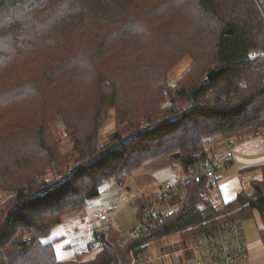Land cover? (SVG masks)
<instances>
[{
    "label": "trees",
    "instance_id": "obj_1",
    "mask_svg": "<svg viewBox=\"0 0 264 264\" xmlns=\"http://www.w3.org/2000/svg\"><path fill=\"white\" fill-rule=\"evenodd\" d=\"M47 1L0 0V73L25 63L0 85V264L128 263L132 249L165 235L180 231L183 240L196 241L202 223L219 215L234 213L242 221L257 210L264 222L263 162L252 190L220 207L204 196L205 178H196L186 184L184 198L169 202L179 204L176 213L150 233L124 245L111 227L95 257L76 252L58 258L56 241L46 238L64 214L98 196L109 178L122 182L125 172L163 152L171 151L183 167L193 165L208 154L205 138L244 140L264 126V0H164L145 14L131 11L126 0ZM87 12L96 40L80 44ZM32 21L35 33L24 40ZM62 25L61 40L42 37ZM141 35L146 41L137 46ZM191 44L192 65L171 82L169 74ZM214 69L219 73L208 80ZM112 109L134 136L103 148L96 143L98 122ZM58 117L74 136L76 160H92L52 181L46 166L66 163L51 126ZM144 122L150 127L142 128ZM261 233L264 240V225Z\"/></svg>",
    "mask_w": 264,
    "mask_h": 264
},
{
    "label": "rangeland",
    "instance_id": "obj_2",
    "mask_svg": "<svg viewBox=\"0 0 264 264\" xmlns=\"http://www.w3.org/2000/svg\"><path fill=\"white\" fill-rule=\"evenodd\" d=\"M70 2H74L76 0H48L45 6H50L51 4H65ZM78 1V0H77ZM136 0H126V3L131 11L138 12L140 14H145L147 10H150L151 12H155L156 10H159V6L163 4L164 0H138L137 7ZM52 13V12H50ZM54 14V13H52ZM160 15V12L159 14ZM84 26L82 28V37L80 44H86L88 41L95 42L96 36H93V29L90 27L91 25V16L89 12H87L84 16ZM145 19V18H144ZM151 18H148L146 20H150ZM162 19V18H161ZM160 20V19H158ZM120 23H125V19H121L119 21ZM38 23L36 21H32L27 26V30L24 33V40H29L28 34L30 33V37L35 33L36 25ZM64 30V26L62 25L60 29H56L55 32H43L42 37L45 38L48 34H50V38H57L59 37V40H61L59 36L60 31ZM74 37L75 33H70V37ZM146 41V37L144 35L137 36L135 38V44L137 46H143V43ZM7 49H4V51L10 52L11 46L10 43L6 44ZM195 45L191 44L188 48V51L185 53L184 57L180 61V63L171 71L169 74V80L171 82H176V80L184 74L188 68L192 65V59L190 56V52H196ZM9 49V51H8ZM29 49L31 52L34 51V46L29 45ZM34 54H36L34 52ZM43 56H38V58H42ZM22 66L25 65L24 62H19ZM21 65H15L14 68H8L11 65H9L8 73L2 74L0 73V85H5L8 83L9 79L15 74L16 68H23ZM17 81L13 82L15 84ZM52 129L57 134L58 139V146H59V154L62 158L66 160V163H56L52 162L50 165L46 166L45 172L46 177L51 178L52 181H55L59 179L61 176L65 175L68 170V168L72 167L74 169L73 172H75L78 165L83 164L84 162H88L89 159L92 160L91 157L89 159H83V160H76V153L75 150L78 149L76 146V142L74 139V136L72 132L70 131L68 125L63 121L61 117H58L57 120L51 123ZM128 124L123 121L119 122L116 118V111L114 109L110 110L105 118L102 119L101 123L98 122V129H97V136H96V143L99 144V146H103V148H114L117 146H120V144H123L134 136V131L126 130L128 127ZM127 127V128H126ZM150 127L149 123H145L142 125V128ZM115 133H118V138L112 137L113 135H116ZM122 135V136H121ZM116 138V139H115ZM251 139V140H250ZM264 139L263 134H258V131L255 134H249V136L244 140H236L237 144L235 147L241 145V144H250L253 143L254 145H259V142ZM208 140H212V142L207 143ZM223 140L221 136H217L214 139H208L205 138L203 140V147H207L209 150V146H214V144H218ZM235 140V139H234ZM228 143V142H227ZM229 146V145H228ZM48 145L43 149L46 157L48 156V150H46ZM235 147L230 148L229 150L231 152V157L233 153L234 157V166L230 167L228 170V173L226 175H229L234 172H238L241 168L243 169V166L245 164L240 163L241 161H237L236 154L238 156V152L235 149ZM256 147V146H253ZM79 148H82L81 146ZM234 149L236 150L234 152ZM105 151H103L100 155L104 154ZM224 153V152H223ZM172 152H163L158 154V156L147 158L145 162L136 169H132L130 171H127L124 173L123 181H116L115 178L111 177L108 180H106L102 187L101 192L98 196H95L93 198H90L87 200L85 205L73 212H69L67 214H64L62 216V228L64 229V232L66 233L67 237L78 235L76 239H71L70 244H67L66 246H62V242H64L65 237H58L56 238V234H54L53 228L50 235L46 238V240H52L56 241L55 248L56 253L59 259L61 260H67L69 258H72L76 252H81L84 256V259L89 260L93 257H95L98 253V249H90L87 250L89 247V243L87 242V227L88 224L85 222L86 217L89 219V221H93L96 223V220L99 218V215L102 212H107L111 208H115V218L112 222H108L104 220L102 222V226L109 227L107 235L109 241V230L112 228L118 229L122 236V240L125 236L129 235L131 233L130 229L136 225L138 222L137 212H142L141 203L143 199H147L150 195L153 194L156 185L160 184L161 182H165L167 180H171L173 178L168 177L170 170H174L177 172V174H180V168L177 167L179 165L180 167H183L178 163V161H173L171 158ZM244 158H249L250 156H245L242 154H239V156ZM248 155V154H246ZM161 161V162H160ZM157 162H160L157 164ZM260 162V161H259ZM62 163V164H61ZM170 165L172 168H170ZM248 168H253V166H247ZM249 169V170H250ZM226 170V168L219 169L216 173L218 176L223 173V171ZM254 170V172H253ZM248 173H254V175L260 176L261 171L259 168L255 167L248 171ZM126 174V175H125ZM44 175V176H45ZM165 178V179H164ZM242 186L246 190H250L249 186V179L244 178L242 181ZM228 196L224 195L223 200H227ZM228 201V200H227ZM139 205V206H138ZM138 207V209H137ZM140 209V210H139ZM252 218V217H251ZM248 220V219H245ZM243 220V221H245ZM256 220L254 218L250 219V224L254 223ZM135 228V227H134ZM133 228V229H134ZM192 228V227H191ZM189 228V229H191ZM97 228L94 230L96 231ZM94 231L91 229L88 231V237L92 238L95 235ZM182 233L179 231L177 233H173L170 235H165L160 237L159 239L150 240L146 244H142L140 246H136L134 249L130 251L131 257L127 258L129 263L132 264H173L178 257H183L185 254H189V256L193 255L195 253L194 244L195 241L193 238H186L182 239ZM90 241V242H91ZM184 244H190L187 246H184ZM123 244V242H122ZM190 246V248H188ZM60 247H62V250L66 252L67 255L72 250L74 252V255L72 257L68 258H60L61 251ZM188 248V252L187 249ZM139 250L140 252L135 256V251ZM134 256V257H133ZM124 260L122 259V262L113 263V264H129V263H123Z\"/></svg>",
    "mask_w": 264,
    "mask_h": 264
},
{
    "label": "built area",
    "instance_id": "obj_3",
    "mask_svg": "<svg viewBox=\"0 0 264 264\" xmlns=\"http://www.w3.org/2000/svg\"><path fill=\"white\" fill-rule=\"evenodd\" d=\"M258 54V53H256ZM258 134L264 135V126L258 131ZM212 142L208 140L207 143ZM237 141L231 139L228 141L229 149L235 147ZM207 148V147H206ZM228 149V150H229ZM208 154L203 156L197 163L180 167V174L171 180L162 182L160 187L150 195L144 205L138 218L137 225L131 233L122 240L127 244L132 238L141 233H150L153 226L157 223H163L166 218L174 215L179 208V204L169 203L174 196L184 198L186 193V184L190 181L204 177L206 188L204 196L210 198L216 207H220L224 201L220 195V177L216 173L221 168L229 166L232 159L231 152L226 151L223 154ZM80 166V164L78 165ZM65 175L56 181L70 176L74 169L72 167L66 170ZM115 208L100 214L101 221L112 222L115 218ZM198 237L194 244L195 253L193 256L185 258L179 257L173 264H243L248 257L247 242L242 230L241 218L234 213H226L216 216L213 219L202 223ZM109 227H98L94 231L92 241L89 243L90 249L100 248L102 238L108 240ZM134 257V256H133ZM129 263V262H128ZM132 264V263H129Z\"/></svg>",
    "mask_w": 264,
    "mask_h": 264
},
{
    "label": "crops",
    "instance_id": "obj_4",
    "mask_svg": "<svg viewBox=\"0 0 264 264\" xmlns=\"http://www.w3.org/2000/svg\"><path fill=\"white\" fill-rule=\"evenodd\" d=\"M253 143H250V144L245 143V144H241V145L235 147V149L238 152V156L236 154L237 161L240 160L241 161L240 163L245 164L243 166V169L241 168L238 172H234V173H231L229 175H226L228 173L229 168L232 165L234 166V163L236 161V160L234 161V157H233V153H232V159L230 161L229 166L226 167V170H224L223 173L219 175V177H220V188H219L220 189V195H221L222 199L224 198V195L228 196V199H227L228 201L223 200L224 203L235 199L241 190H243V189L246 190L242 186V181L244 178L249 179L250 190H246V191H251L252 190L251 181L255 178L261 177V175H262V172H261L260 176L254 175V173H248V171L250 172V170L255 168V167L259 168L261 171L260 165L264 162V139L259 142V145H254ZM253 146H256V147H253ZM209 147H210L209 150L213 152L212 154H223V152H226V150L229 149L227 142H220L218 144H214V146L212 145ZM235 149H234V152L236 151ZM239 154L245 155L246 157L247 156H250V157L244 158V157H241V155L239 156ZM246 154H248V155H246ZM160 162H157V164ZM247 166H253V168L250 169ZM170 168H172L171 165H170ZM253 172H254V170H253ZM176 174H177L176 171L174 173V170H170L168 177L175 178L177 176ZM161 183L156 185L154 192L160 187ZM137 209H138V207H137ZM102 213H105V212H102ZM253 215L254 216L252 218H247L248 220L244 219L245 221H243V220L241 221L242 230H243V233L245 235V239H246L247 247H248L247 248L248 257L246 258V260L244 261L243 264H264V240H263L262 233H261V228L263 227L264 222H263V219H262L260 213L257 210L254 211ZM253 218L256 221L254 223L250 224L249 221H250V219L252 220ZM85 222L89 226V227H87L88 231L90 229L92 231H94L96 228L102 226L101 224L103 221H101L98 218L96 220V223H95L92 220L89 221V219H87V217H86ZM61 223L59 225H57L53 229V231H54V234H56V238H58L60 236L62 238L65 237L64 242H62V246L64 247L67 244H70L71 239H73V238L76 239V237L78 235L76 234L75 236L72 235V237L71 236L67 237L66 233L64 232V229L62 228ZM136 225H137V223H136ZM134 227H132L130 229V231L133 230ZM88 231H87V238H88L87 242L90 243L91 238L88 237ZM60 248H61L60 251L62 254V255H60V258H62V257L68 258V257H72L74 255V252L72 250L67 255L66 253L68 250H66V252H65L64 250H62V247H60Z\"/></svg>",
    "mask_w": 264,
    "mask_h": 264
},
{
    "label": "water",
    "instance_id": "obj_5",
    "mask_svg": "<svg viewBox=\"0 0 264 264\" xmlns=\"http://www.w3.org/2000/svg\"><path fill=\"white\" fill-rule=\"evenodd\" d=\"M228 33H231V30H228ZM219 73L218 70L214 69L212 71H210L207 75V79L208 80H212L217 74Z\"/></svg>",
    "mask_w": 264,
    "mask_h": 264
}]
</instances>
